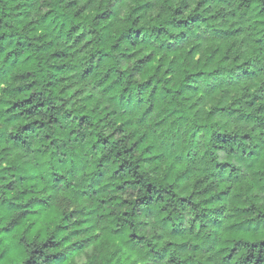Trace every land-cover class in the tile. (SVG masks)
Segmentation results:
<instances>
[{"label": "trees", "instance_id": "obj_1", "mask_svg": "<svg viewBox=\"0 0 264 264\" xmlns=\"http://www.w3.org/2000/svg\"><path fill=\"white\" fill-rule=\"evenodd\" d=\"M0 264H264V0H0Z\"/></svg>", "mask_w": 264, "mask_h": 264}]
</instances>
